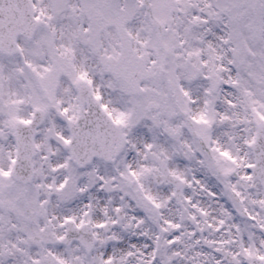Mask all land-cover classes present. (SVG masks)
Listing matches in <instances>:
<instances>
[{"label":"snow or ice","instance_id":"6c2138e0","mask_svg":"<svg viewBox=\"0 0 264 264\" xmlns=\"http://www.w3.org/2000/svg\"><path fill=\"white\" fill-rule=\"evenodd\" d=\"M0 264H264V0H0Z\"/></svg>","mask_w":264,"mask_h":264}]
</instances>
